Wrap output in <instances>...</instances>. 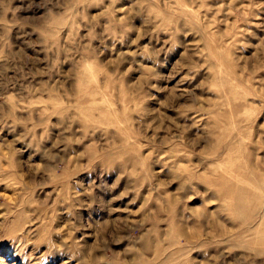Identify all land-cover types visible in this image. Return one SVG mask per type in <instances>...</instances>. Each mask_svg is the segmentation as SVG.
Instances as JSON below:
<instances>
[{
  "label": "rangeland",
  "instance_id": "1",
  "mask_svg": "<svg viewBox=\"0 0 264 264\" xmlns=\"http://www.w3.org/2000/svg\"><path fill=\"white\" fill-rule=\"evenodd\" d=\"M0 264H264V0H0Z\"/></svg>",
  "mask_w": 264,
  "mask_h": 264
}]
</instances>
